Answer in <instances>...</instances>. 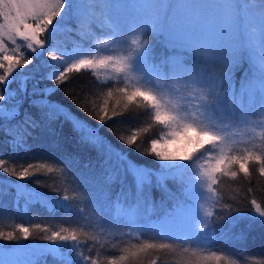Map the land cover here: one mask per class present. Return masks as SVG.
<instances>
[{
	"label": "snow or ice",
	"instance_id": "1",
	"mask_svg": "<svg viewBox=\"0 0 264 264\" xmlns=\"http://www.w3.org/2000/svg\"><path fill=\"white\" fill-rule=\"evenodd\" d=\"M69 21L77 25L80 37L71 48L56 42L59 32L73 30ZM155 40L171 52L159 61L153 55ZM41 50H46L47 61L39 59L45 54ZM34 60L39 62L33 68L18 72ZM245 60L249 75L237 91L233 73ZM0 69V102H6L0 103V120L11 122L21 115L26 93L35 97L30 106L40 110V120L25 111L22 121L11 127L0 125L11 137L7 143L14 154L31 152L28 141L35 139L31 129L61 119L72 125L79 143L103 158L107 173H101V181L91 169L80 171L79 157L70 153L19 165L0 157V173L15 177V181L0 178V217L7 214L2 202L5 185L15 189L14 207L21 209L23 202L25 213L39 205L53 215H84L71 203L77 197L49 196L27 183L33 176L57 171L70 176L82 194H89L93 211L108 200L107 186L114 182L127 188L128 201L114 202L123 227L119 219L113 222L101 214L91 231L82 226L52 230L40 224L33 229L24 223L13 231L0 230V241L6 242L0 244V264H41L40 258L48 256L57 264H155L148 257L165 251L175 257L174 264H240L245 258L243 250L217 246L246 238L243 232L231 233L240 220L264 225V204L254 195L249 215L226 203L224 195L225 185L238 182L241 175L249 185L254 172L264 178V0H0ZM82 70L99 83L116 85L105 93L95 114L98 126L49 99L69 73ZM29 80L34 82L30 93ZM42 80L55 86L40 87ZM16 82L19 93L11 88ZM257 95L260 103L253 112ZM132 105L147 114V127L117 139L133 148L142 134L158 127L144 150L134 148L158 162L156 168L138 164L101 134L99 126ZM52 148H59L57 141ZM127 177L132 185L126 184ZM168 181L177 185V192L168 188ZM33 183L45 186L43 181ZM153 186L167 192L172 201L158 216H154ZM92 189L97 191L92 194ZM247 192H253L251 186ZM228 199L237 201L235 195ZM34 230L44 233L38 239L47 244L22 243L37 239ZM113 233L129 239L119 255L102 260L96 245L103 247L102 234ZM147 233L166 242L142 239ZM245 264H264V259L245 258Z\"/></svg>",
	"mask_w": 264,
	"mask_h": 264
},
{
	"label": "trees",
	"instance_id": "2",
	"mask_svg": "<svg viewBox=\"0 0 264 264\" xmlns=\"http://www.w3.org/2000/svg\"><path fill=\"white\" fill-rule=\"evenodd\" d=\"M69 26L73 27L75 24L70 21ZM153 52L155 53V60L159 61V56L155 52V43L153 46ZM29 55L32 57L35 54L29 53ZM37 63L38 61L34 60L33 65H28L27 68L20 70L18 69V72H27L28 69L33 68ZM247 71L249 73V64L245 60L234 70V81L236 83L240 81ZM14 75H16V73H14ZM33 83L32 80L28 81L29 93L31 92ZM39 86L54 87L55 85L51 81L42 80L40 81ZM115 86L114 82H108V84L99 83L93 74L87 70H82L79 73H69L66 77V81L59 86L49 99L62 103L81 119L87 121L93 126H98V120L94 118L95 114L96 112H99V108L105 98V93L110 87ZM11 88L16 89L19 93V82L13 83ZM17 98H20L19 94ZM34 98L35 97L29 96L27 93L24 94V102L20 107L21 115L11 122L0 120V125L7 123V126L11 127L13 124L17 123V121H22L25 111L29 112L37 120H40V110L31 107L29 103V101ZM111 108L112 102H110L109 105V116L112 115ZM147 124L148 116L144 110L138 109L135 105H132L127 111H122L121 115L117 116L114 120H107L106 124L99 127L101 134L111 140L114 145L128 152L131 159L135 160L138 164L156 168L158 167V162L150 156L139 155L134 148L138 146L141 150H144V148L147 147V141L156 136L159 131L158 127H153L148 133L142 134L138 138L137 145L133 148H127L117 139V136L124 135L127 137L131 134L133 129L140 126L147 127ZM49 129H52L53 131H49ZM31 131L33 132V137H35V139L29 138L28 141L29 144L33 146L31 152L26 153L18 150L17 154H14L12 148L7 143L11 137L6 136L4 131L0 129V157L9 159L10 163H16L19 165L39 161L41 157L57 159L64 153H70L79 157L80 171H89V169H91L101 181H103L101 173L107 175L102 166L103 158L98 157L96 152L87 145L78 142V134L73 131L72 125L69 122L57 119L47 127L42 123L41 127L31 129ZM53 141L58 142V149L52 148ZM85 164L89 165L88 169L84 168ZM17 170L19 171V167ZM0 178L15 181V177L7 176L5 173H0ZM35 180L43 181L45 186L40 187L39 185L34 184L33 181ZM16 182L23 183V181ZM27 183L29 187L36 188L38 191L47 193L49 196L59 197L66 193L69 196L77 197V199H73L71 203L78 208H82L84 210V215L76 213L73 216H64L60 212H56L53 215L39 205L32 206L30 210L25 213L22 211L23 202H21V209L18 210L14 207L15 189L8 188L5 185L6 194L2 198V202L6 206L7 214L0 217V230L13 231L17 224L24 223L25 226H29L33 229H35L37 224H40L41 226H47L52 230H57L60 227L82 226L86 230L91 231L97 227L98 221L101 220V214L104 217L113 220V222L118 219L116 217V207L114 206V202L119 200L121 193L119 183H112L110 186H107L109 198L107 201H104L103 206L98 207L96 211L92 210L93 206L89 203V194H82L77 189L76 184L72 182V178L70 176L62 175L59 171L52 174L44 173L33 176L27 181ZM249 186L253 189L252 193L247 192ZM262 189H264V178H260L258 172H254L251 185H249V182L244 180L241 175L238 182L229 181L225 185V202L231 203L235 207H239L244 215H249L252 212V206L249 201L253 198V195L258 202L264 204V190ZM96 191V189H92V194ZM230 195H235L238 202L228 199ZM161 199L164 201V198ZM166 201L169 200L166 199ZM123 223L124 222L120 220L121 227H123ZM249 224H251V227H249ZM225 227H227V225H225ZM241 232H243L246 237L243 241L234 240L227 245L221 244L217 247L228 248L233 251L243 250L241 255L247 259H264V225H261L259 222L240 220L239 223L231 229V233L236 235ZM42 235H44V233L34 230L33 237H36L37 239L33 240L30 238L28 241H22V243L27 245L33 243L41 245L47 244L46 241L38 239V237ZM141 238H147L148 240H153L155 242H166L152 234L144 235ZM101 239L103 247L96 245V249H99L101 252V259L103 260L105 257L119 255L120 248L126 246L129 237L121 236L119 233H113L111 235L102 234ZM132 242H136L135 239H133ZM4 243L6 242L0 241V244ZM91 243L92 242L89 241V244ZM86 254H88L87 251ZM91 254L95 255V249ZM245 258L240 259V264H245ZM148 260L155 261V264H174L175 257L170 252L165 251L151 254L148 257ZM46 262L47 264H57V261L51 256L46 257Z\"/></svg>",
	"mask_w": 264,
	"mask_h": 264
},
{
	"label": "rangeland",
	"instance_id": "3",
	"mask_svg": "<svg viewBox=\"0 0 264 264\" xmlns=\"http://www.w3.org/2000/svg\"><path fill=\"white\" fill-rule=\"evenodd\" d=\"M72 22V21H71ZM56 22L54 21V24ZM70 23V21L68 22ZM74 23V22H73ZM75 24V23H74ZM71 27V26H70ZM74 27V28H73ZM71 27L73 30L72 31H68V30H64V31H61L59 32L57 35H56V42L60 45V46H63V47H67V48H71L73 47V42L76 41V42H79L80 41V37L77 35V32H76V29H77V25L75 24V26ZM154 43H155V52L158 54L159 56V60L164 58V57H167L168 55L171 54L170 50L160 41V40H155L153 41V46H154ZM26 51V50H25ZM42 52H45L44 55H41L40 56V60H44V61H47V55H46V50H41ZM27 55L29 57H31L29 55V53H27ZM153 55H154V59H155V53L153 52ZM187 55V54H185ZM158 61V60H157ZM39 62V61H38ZM190 62V61H189ZM247 62V61H246ZM51 63V62H50ZM248 63V62H247ZM249 64V63H248ZM219 67V66H217ZM20 69H23L20 68ZM19 69V70H20ZM59 70V69H57ZM3 73V70L0 69V74ZM249 73L248 71L242 76V78L240 79V81H238L237 83L235 82V86H236V89L237 91H239V88H240V83L242 81V79L246 76H248ZM235 78V77H234ZM3 86L0 85V89H2ZM0 103H3V102H0ZM260 103V97L259 95H257L256 97V100L255 102L253 103V106L252 108L250 109V111H253L255 112L256 111V108L257 106L259 105ZM114 183H119L120 185V189H121V193H120V196H119V200L121 202H128L125 200V196L127 194V188L126 187H123L122 184L120 182H114ZM126 184L127 185H132V179L131 177H127L126 179ZM167 186L168 188L172 191V192H177L178 188H177V185L171 181H168L167 182ZM151 198H152V202L155 206V212H154V216H158V215H161L162 214V211H163V207H170L171 206V203L172 201L169 200V194L167 192H165L163 189H160L158 187H155L153 186L151 188ZM161 198H164V201L163 199ZM169 200V201H166ZM116 213H117V208H116ZM117 217V216H116ZM118 218V217H117ZM119 220L123 221L122 218H118ZM124 222V221H123ZM149 234H152V235H155L154 233H147L145 235H149ZM33 244H36V243H33ZM29 245H32V244H29ZM36 245H41V244H36ZM46 258H40L41 260V264H43V260H45Z\"/></svg>",
	"mask_w": 264,
	"mask_h": 264
}]
</instances>
